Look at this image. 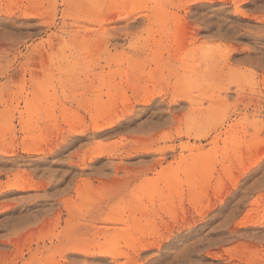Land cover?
Listing matches in <instances>:
<instances>
[{
	"label": "rangeland",
	"instance_id": "1",
	"mask_svg": "<svg viewBox=\"0 0 264 264\" xmlns=\"http://www.w3.org/2000/svg\"><path fill=\"white\" fill-rule=\"evenodd\" d=\"M0 264H264V0H0Z\"/></svg>",
	"mask_w": 264,
	"mask_h": 264
}]
</instances>
